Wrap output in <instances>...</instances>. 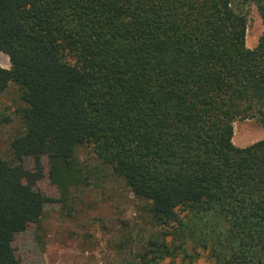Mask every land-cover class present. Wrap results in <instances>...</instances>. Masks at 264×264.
<instances>
[{
    "label": "trees",
    "instance_id": "trees-1",
    "mask_svg": "<svg viewBox=\"0 0 264 264\" xmlns=\"http://www.w3.org/2000/svg\"><path fill=\"white\" fill-rule=\"evenodd\" d=\"M246 3L264 0H0V97L19 90L15 160L0 158V264L53 197L84 181L76 147L146 199L160 234L121 264H264V31L246 45ZM34 157L33 169L25 165Z\"/></svg>",
    "mask_w": 264,
    "mask_h": 264
},
{
    "label": "rangeland",
    "instance_id": "rangeland-1",
    "mask_svg": "<svg viewBox=\"0 0 264 264\" xmlns=\"http://www.w3.org/2000/svg\"><path fill=\"white\" fill-rule=\"evenodd\" d=\"M246 45L254 47L264 22L254 3H246ZM0 64L10 68L9 56L0 50ZM18 87L11 83L0 97V158L15 160L12 139L22 130ZM264 139V127L254 118L234 122L233 142L247 146ZM83 182L63 194L49 176L48 157L41 158L45 174L35 185L43 196L53 197L37 223L30 224L13 241L15 264H121L130 251L142 250L160 234V225L146 199L140 198L103 164L88 145L76 147ZM25 165L33 169L34 157ZM193 264H212L201 255Z\"/></svg>",
    "mask_w": 264,
    "mask_h": 264
}]
</instances>
